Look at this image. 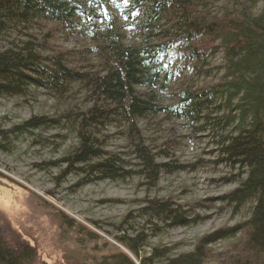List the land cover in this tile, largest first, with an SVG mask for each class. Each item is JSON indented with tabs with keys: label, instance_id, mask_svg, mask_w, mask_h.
I'll return each mask as SVG.
<instances>
[{
	"label": "trees",
	"instance_id": "obj_1",
	"mask_svg": "<svg viewBox=\"0 0 264 264\" xmlns=\"http://www.w3.org/2000/svg\"><path fill=\"white\" fill-rule=\"evenodd\" d=\"M31 88L63 101L0 131L1 146L5 135L66 129L74 144L62 160L85 177L80 183L141 173L157 179L169 162L157 161L167 149L142 137L140 123L150 118L207 132L217 161L237 170L227 178L235 185L226 201L238 209L248 203L249 213L239 227L202 241L242 233L229 264H264V0H0V98H21ZM111 127L127 152L109 147ZM146 202L156 218L186 223L168 201ZM141 234L116 239L138 258ZM202 250L198 244L157 264H199ZM34 258L32 246L14 248L0 237V264ZM96 264L135 263L115 248Z\"/></svg>",
	"mask_w": 264,
	"mask_h": 264
},
{
	"label": "rangeland",
	"instance_id": "obj_2",
	"mask_svg": "<svg viewBox=\"0 0 264 264\" xmlns=\"http://www.w3.org/2000/svg\"><path fill=\"white\" fill-rule=\"evenodd\" d=\"M58 41L74 46L62 38ZM196 80L199 84L203 77ZM62 101L34 88L21 98L2 97L0 131L31 115L50 114ZM181 122L150 118L146 126L140 123L146 143L155 150L167 149V156L157 161L169 165L157 172V179L141 173L80 183L85 177L70 172L71 166L62 160L74 144L66 129L50 126L5 135L9 138L5 146H1L5 140L0 135V237L14 248L32 246V264H96L115 248L127 253L135 264H139L138 258L157 264L162 258L194 251L198 244L203 249L199 264H229L242 233L209 244L202 238L239 227L247 218L248 203L238 209L225 199L235 185L227 178L237 170L217 161L213 137L189 130ZM107 131L114 135L108 141L110 148L122 153L129 150L113 127ZM168 137H172L171 144L163 145ZM150 198L168 201L185 216L186 223L168 224V219L156 218L149 208L144 209ZM139 232L146 240L138 247L137 258L116 238L135 237ZM154 253L163 256L154 259Z\"/></svg>",
	"mask_w": 264,
	"mask_h": 264
},
{
	"label": "snow or ice",
	"instance_id": "obj_3",
	"mask_svg": "<svg viewBox=\"0 0 264 264\" xmlns=\"http://www.w3.org/2000/svg\"><path fill=\"white\" fill-rule=\"evenodd\" d=\"M123 2H124L125 4H127V3L129 2V0H123Z\"/></svg>",
	"mask_w": 264,
	"mask_h": 264
}]
</instances>
